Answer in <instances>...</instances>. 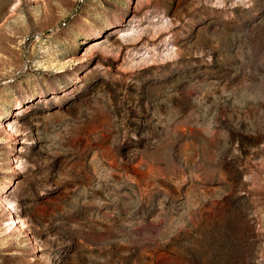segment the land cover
Wrapping results in <instances>:
<instances>
[{
  "label": "rangeland",
  "instance_id": "rangeland-1",
  "mask_svg": "<svg viewBox=\"0 0 264 264\" xmlns=\"http://www.w3.org/2000/svg\"><path fill=\"white\" fill-rule=\"evenodd\" d=\"M0 264H264V0H0Z\"/></svg>",
  "mask_w": 264,
  "mask_h": 264
}]
</instances>
